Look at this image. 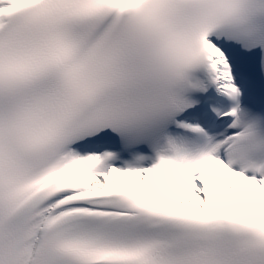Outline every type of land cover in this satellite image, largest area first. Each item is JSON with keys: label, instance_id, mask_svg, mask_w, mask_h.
Returning a JSON list of instances; mask_svg holds the SVG:
<instances>
[{"label": "snow or ice", "instance_id": "1", "mask_svg": "<svg viewBox=\"0 0 264 264\" xmlns=\"http://www.w3.org/2000/svg\"><path fill=\"white\" fill-rule=\"evenodd\" d=\"M0 264H264V0H0Z\"/></svg>", "mask_w": 264, "mask_h": 264}]
</instances>
